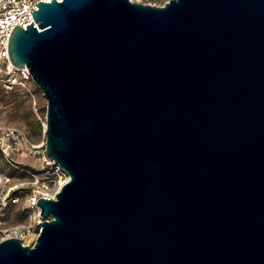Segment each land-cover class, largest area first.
<instances>
[{
    "label": "water",
    "instance_id": "obj_1",
    "mask_svg": "<svg viewBox=\"0 0 264 264\" xmlns=\"http://www.w3.org/2000/svg\"><path fill=\"white\" fill-rule=\"evenodd\" d=\"M37 4L8 58L69 179L0 264H264V0Z\"/></svg>",
    "mask_w": 264,
    "mask_h": 264
},
{
    "label": "rangeland",
    "instance_id": "obj_2",
    "mask_svg": "<svg viewBox=\"0 0 264 264\" xmlns=\"http://www.w3.org/2000/svg\"><path fill=\"white\" fill-rule=\"evenodd\" d=\"M162 7L168 0H131ZM36 95V111L19 91L0 87V126L26 131L30 145L6 157L0 152V240L17 237L33 246L40 231L35 197L54 198L60 188L58 177L44 164L46 100L42 91L30 85ZM33 146V147H32ZM45 185L48 188L45 189Z\"/></svg>",
    "mask_w": 264,
    "mask_h": 264
},
{
    "label": "built area",
    "instance_id": "obj_3",
    "mask_svg": "<svg viewBox=\"0 0 264 264\" xmlns=\"http://www.w3.org/2000/svg\"><path fill=\"white\" fill-rule=\"evenodd\" d=\"M56 1L60 2L61 0ZM38 2L50 3L51 0H0V87L5 92L14 90L23 93L29 99L35 111L37 110V99L30 87V85L34 84L31 75L27 68H16L10 63L7 44L14 26L25 30L27 25L32 24V12L37 10ZM29 145L30 142L26 131L0 126V152L4 156L8 157L13 152H20ZM44 164L58 177L60 187L68 181L69 177L65 171L53 161L50 162L44 157ZM46 188H48L47 185H45ZM38 198L35 197L33 199L34 205Z\"/></svg>",
    "mask_w": 264,
    "mask_h": 264
}]
</instances>
